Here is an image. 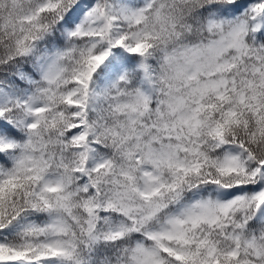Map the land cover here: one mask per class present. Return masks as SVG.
Wrapping results in <instances>:
<instances>
[{
    "label": "snow or ice",
    "instance_id": "1",
    "mask_svg": "<svg viewBox=\"0 0 264 264\" xmlns=\"http://www.w3.org/2000/svg\"><path fill=\"white\" fill-rule=\"evenodd\" d=\"M0 264H264V0H0Z\"/></svg>",
    "mask_w": 264,
    "mask_h": 264
}]
</instances>
